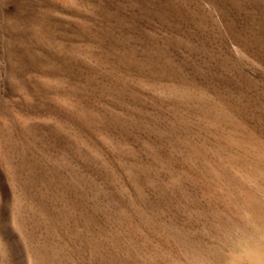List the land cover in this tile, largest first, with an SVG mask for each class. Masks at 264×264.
<instances>
[{"label": "rangeland", "instance_id": "374dc122", "mask_svg": "<svg viewBox=\"0 0 264 264\" xmlns=\"http://www.w3.org/2000/svg\"><path fill=\"white\" fill-rule=\"evenodd\" d=\"M0 264H264V0H0Z\"/></svg>", "mask_w": 264, "mask_h": 264}]
</instances>
